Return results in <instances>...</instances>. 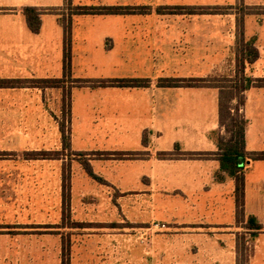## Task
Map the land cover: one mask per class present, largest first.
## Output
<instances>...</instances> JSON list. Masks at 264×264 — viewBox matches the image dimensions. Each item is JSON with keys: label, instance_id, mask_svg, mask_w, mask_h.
I'll return each mask as SVG.
<instances>
[{"label": "crops", "instance_id": "crops-1", "mask_svg": "<svg viewBox=\"0 0 264 264\" xmlns=\"http://www.w3.org/2000/svg\"><path fill=\"white\" fill-rule=\"evenodd\" d=\"M24 6L42 10L38 33L27 27ZM103 6L119 7V2L0 0V78L62 80L54 87L0 88V107L14 104L18 108L33 104L38 94L42 98L37 109L43 119L32 123L31 145L27 144L30 138L15 133L5 135L3 142L29 146L26 152H50L52 135V142L62 140V135L55 120L59 116L45 115L43 101L51 95L60 112L64 90L72 83L65 97L69 150L61 144L65 153L59 163L43 157L29 160H53L51 167L61 174L62 158L69 157L71 217L80 223L118 225L103 226L104 231L88 233L85 239L100 241L109 258L115 256L127 264H136L141 250L142 264H241L244 246L248 251L244 250L243 264H264V159L250 155L264 151V85L253 82L241 108L247 120V154L241 157L242 165L238 163L244 193L239 212L235 177L226 172L220 173L222 179L216 176L221 166L218 140L225 128L219 119L221 88L210 79L225 63L226 51L200 49L202 27L194 16L208 13L204 9L181 8L175 13L160 9L158 15L181 19L147 24L136 23L137 13L129 11L69 13L70 7ZM144 14L150 18L153 9ZM252 14L244 13L245 28ZM65 16L71 17L68 47ZM262 18L257 42L248 38L254 39L258 58L242 64L238 55L240 78L264 79V14ZM135 78L148 79L149 84H101ZM168 78L183 82L178 86L159 84ZM48 128L53 131H45ZM82 159L103 182L86 174ZM56 204L41 201L33 207L40 217H56ZM249 217L262 228H249ZM142 238L143 249L137 248L135 241Z\"/></svg>", "mask_w": 264, "mask_h": 264}, {"label": "rangeland", "instance_id": "rangeland-1", "mask_svg": "<svg viewBox=\"0 0 264 264\" xmlns=\"http://www.w3.org/2000/svg\"><path fill=\"white\" fill-rule=\"evenodd\" d=\"M118 2L121 7L119 11L137 13L136 23L142 24L169 23L167 19H181L174 15H158L157 10L160 11V9L165 13H175L181 9V6L203 8L205 11L201 9L200 11L208 14L194 16L202 27L198 42L201 51L206 47L210 49L212 47L216 52L225 48V63L210 79L212 84L224 86L225 98L231 91V83L240 79L242 65L238 55L241 57L240 52L244 41L254 37L257 42L258 32L263 24L264 0H118ZM70 9L69 13L77 10L76 7H70ZM151 9L154 15L149 18L144 13ZM244 13H253L246 28ZM70 19L71 17H64L66 27L69 26ZM208 25L214 26L210 28ZM262 36L264 39V32ZM70 37L71 31H67L65 37L67 47ZM180 38L177 40H181ZM68 82L73 81L69 79ZM71 85L72 83H69L67 89L64 90L60 112L56 111V105L52 102L53 97L50 99L51 95H46L43 101L45 111L41 109L52 119L55 118L54 115H58L59 118L55 120L57 124H65L66 133L67 130L69 131V125L66 122L65 97L69 96ZM25 87L33 86L26 85ZM72 97L73 94L71 99ZM41 99L38 94L33 104L32 102L30 105L29 103L28 105L22 104L18 108L14 104L0 107V264H127L122 263L123 260L115 256L109 258L110 254L107 250L100 247V241L87 240L88 233H101L104 230L100 228L110 224L85 222L81 223L84 227H77L80 222H75V218L71 217L73 213L69 206L72 174L70 158H62L61 174L51 167L50 163L54 162L53 160L51 162L29 160L32 152H26V150L31 145V135L35 130L32 123L41 122L40 119H43L41 111L37 109V101L41 105ZM225 101L227 102V99ZM235 104L236 100L230 103L232 107ZM48 130L53 131L52 128L45 131ZM12 133L20 135L22 139L30 138L31 141L27 143L29 146L23 148L22 145H12L13 140H11L12 144H5L3 142L5 135ZM229 136V133L225 131L223 138L228 139ZM53 140L54 134L49 144L51 150L48 153L51 155L46 158L56 159L55 161L59 163L62 157L60 155L65 153L60 148L62 140H59L61 143L52 142ZM56 149L61 151L57 152ZM36 157L41 158V156ZM60 199L63 201L61 202ZM41 201L57 202L56 217L46 214L40 217L38 208L33 206ZM59 201L61 208H58ZM135 243L137 248L143 249V238ZM244 250L248 251L246 246ZM244 250L240 259L241 264L246 258ZM141 253L139 252L136 256V264L143 263Z\"/></svg>", "mask_w": 264, "mask_h": 264}, {"label": "trees", "instance_id": "trees-1", "mask_svg": "<svg viewBox=\"0 0 264 264\" xmlns=\"http://www.w3.org/2000/svg\"><path fill=\"white\" fill-rule=\"evenodd\" d=\"M76 11H82L84 13H91L93 10H101L104 13H118L121 10V7H76ZM182 8V7H181ZM184 8V7H183ZM187 10H195V9H203L199 7H185ZM23 15L25 18V22L27 27L34 33H38L41 28V14L42 10L38 9L34 6H24ZM76 12V13H78ZM69 31V26H65V32ZM241 34V32H240ZM243 40V39H242ZM241 62L242 64L246 61L247 64L253 63L258 58V50L254 46V39H250L244 41V45L241 48ZM68 55L65 54L64 61L66 63V59ZM67 64V63H66ZM65 64V65H66ZM62 82L60 79H2L0 78V88H10V87H25L33 86V87H54L59 86ZM183 82L182 79L177 78H168L161 79L159 84L161 86H178ZM253 82H257L260 85H264V79H257L256 81L252 79L250 76H242L239 80H234L231 83V91L229 92L227 98L224 96L223 88L224 86H218L221 89L220 97H219V119L221 125L224 126L225 131L229 133L228 139L219 138L218 140V148H219V160H220V171L217 172V178L222 179L221 172H226L231 177H235V195H236V204L239 212L243 210V178L237 175V172L242 169V167L238 166L239 157H245L247 152L245 151V130L247 126V120L245 119L242 112H240L241 108L246 103L245 92L247 89L251 87ZM107 83L109 85L115 86H147L149 84L148 79H111L105 82H101L104 85ZM227 99V102L225 101ZM236 100V104L234 107L230 105L231 101ZM65 114H68V107L66 108ZM68 129V128H67ZM60 131L62 135V143L63 148L69 150L70 148V138L69 131L66 133V126L64 123L60 124ZM145 134V133H144ZM143 134V143L147 142L146 135ZM82 154V153H78ZM51 155L46 151L42 152H32V157L36 158V156H41L46 158ZM252 159H264V151L250 153ZM82 165L86 174L100 182H103V179L96 176L89 162L85 159H82ZM255 222L254 217L248 218L249 228L259 230L261 229V225ZM77 227H84L83 224L78 223ZM110 227L118 226L116 223H111L108 225ZM256 233V231H255ZM254 236V232L252 233Z\"/></svg>", "mask_w": 264, "mask_h": 264}, {"label": "water", "instance_id": "water-1", "mask_svg": "<svg viewBox=\"0 0 264 264\" xmlns=\"http://www.w3.org/2000/svg\"><path fill=\"white\" fill-rule=\"evenodd\" d=\"M242 162H243V158H239V165H242Z\"/></svg>", "mask_w": 264, "mask_h": 264}, {"label": "built area", "instance_id": "built-area-1", "mask_svg": "<svg viewBox=\"0 0 264 264\" xmlns=\"http://www.w3.org/2000/svg\"><path fill=\"white\" fill-rule=\"evenodd\" d=\"M161 227H164V225H161Z\"/></svg>", "mask_w": 264, "mask_h": 264}]
</instances>
